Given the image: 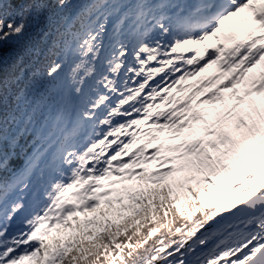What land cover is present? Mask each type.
I'll return each instance as SVG.
<instances>
[{
	"label": "snow or ice",
	"instance_id": "6c2138e0",
	"mask_svg": "<svg viewBox=\"0 0 264 264\" xmlns=\"http://www.w3.org/2000/svg\"><path fill=\"white\" fill-rule=\"evenodd\" d=\"M0 264H264V0H0Z\"/></svg>",
	"mask_w": 264,
	"mask_h": 264
},
{
	"label": "rangeland",
	"instance_id": "374dc122",
	"mask_svg": "<svg viewBox=\"0 0 264 264\" xmlns=\"http://www.w3.org/2000/svg\"><path fill=\"white\" fill-rule=\"evenodd\" d=\"M251 10H245L243 13L238 14L236 17H232L230 18L228 21L225 22V25L222 26V28L225 30V33H227L228 31H230V29H233L236 32L239 33H243L247 27V25L245 24V20L246 19H250L251 18ZM207 43H215V39L212 38L210 39ZM215 71V67H211L209 69H206L204 73H202L201 75L204 76H209L212 75ZM144 138H148L147 136L142 137L141 139ZM154 141H150L149 144L146 145V148L150 151L152 146H153ZM150 169L155 167V165L153 164H148L147 165Z\"/></svg>",
	"mask_w": 264,
	"mask_h": 264
},
{
	"label": "trees",
	"instance_id": "16d2710c",
	"mask_svg": "<svg viewBox=\"0 0 264 264\" xmlns=\"http://www.w3.org/2000/svg\"><path fill=\"white\" fill-rule=\"evenodd\" d=\"M257 71H259V69H257ZM150 141L151 140H149L148 138L141 139L140 141H138L137 146H139V144H144L146 146L147 144L150 143Z\"/></svg>",
	"mask_w": 264,
	"mask_h": 264
}]
</instances>
